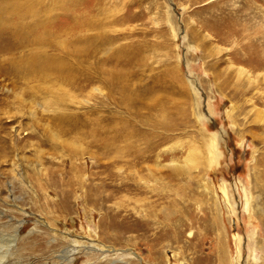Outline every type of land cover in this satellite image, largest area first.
<instances>
[{"label": "rangeland", "instance_id": "374dc122", "mask_svg": "<svg viewBox=\"0 0 264 264\" xmlns=\"http://www.w3.org/2000/svg\"><path fill=\"white\" fill-rule=\"evenodd\" d=\"M122 254L264 264V0H0L1 264Z\"/></svg>", "mask_w": 264, "mask_h": 264}, {"label": "bare ground", "instance_id": "6f19581e", "mask_svg": "<svg viewBox=\"0 0 264 264\" xmlns=\"http://www.w3.org/2000/svg\"><path fill=\"white\" fill-rule=\"evenodd\" d=\"M189 151V150H188ZM196 157V154H195V152L193 151V150H190L189 152H188V156H187V159L189 158L190 160L192 159V161L191 162H194V163H196L197 162V159L195 158ZM174 160V159H173ZM172 160V161H173ZM200 162V161H199ZM176 164V163H175ZM189 164V163H188ZM172 165V164H171ZM173 165H174V161H173ZM190 166V165H189ZM196 168V167H195ZM186 173H188V169H185V167H181V166H175L174 167V169L172 170V177H174V178H176V179H178L179 178V175H182V174H186ZM181 177V176H180ZM131 187H135V185H132ZM139 187V186H138ZM136 188V187H135ZM249 205V204H248ZM177 223V222H176ZM188 222L187 221H185V220H182L180 223H179V225L176 227V228H172L171 230H175L174 231V233H172L171 234V237L172 238H174V239H179L176 235L178 234V232L181 230V231H183L182 229L185 227V226H187L188 227ZM148 228V227H147ZM149 229V228H148ZM149 230H151V229H149ZM162 233V232H161ZM15 240L17 241V236L15 235L14 236V238H13V240H11L10 241V243H15ZM10 246V245H9ZM109 252V251H108ZM108 252H106V253H104V255H105V257H104V259L107 257L106 255H107V253ZM3 257H5V255H3ZM3 257H0V264L2 263L1 262V260H2V258ZM125 258V256L122 254L121 256H118L116 259H117V261H125V262H128L129 264H137L135 261H133V262H129L128 261V258L129 257H127V260L126 259H124ZM111 262V261H110ZM106 263V262H105Z\"/></svg>", "mask_w": 264, "mask_h": 264}]
</instances>
